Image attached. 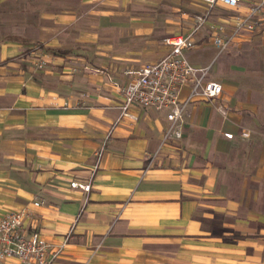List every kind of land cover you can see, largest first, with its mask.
<instances>
[{
    "label": "crops",
    "instance_id": "obj_1",
    "mask_svg": "<svg viewBox=\"0 0 264 264\" xmlns=\"http://www.w3.org/2000/svg\"><path fill=\"white\" fill-rule=\"evenodd\" d=\"M256 1L0 0V217L23 210L52 264H264V28L220 53L210 33ZM177 34L223 90L163 144L164 115H122L118 84Z\"/></svg>",
    "mask_w": 264,
    "mask_h": 264
},
{
    "label": "built area",
    "instance_id": "obj_2",
    "mask_svg": "<svg viewBox=\"0 0 264 264\" xmlns=\"http://www.w3.org/2000/svg\"><path fill=\"white\" fill-rule=\"evenodd\" d=\"M212 8L215 4H223L232 9H238L242 0H201ZM206 21L204 17L197 18L194 32ZM264 28V0H257L243 13L233 14L226 23L210 25L211 40L217 52L230 48L235 40L244 32H255ZM193 32V33H194ZM163 43L167 52L157 61L147 62L138 69L129 70L131 78L119 85L122 96L120 110L122 115L132 105L153 109L162 113L168 122L163 134V144L178 143L182 138L188 105L198 100L213 101L222 94V85L210 78L211 65L195 67L187 59L184 50L190 46L189 35L177 34L165 37ZM33 52L35 66L42 69V49L36 47ZM187 93L182 96L183 90ZM66 105V104H65ZM222 105L219 106V109ZM232 138L231 133H226ZM241 136H248L241 132ZM160 150L154 152L158 155ZM101 156L97 153V160ZM98 167V161L93 169ZM72 188L87 192L89 183L72 181ZM39 205L40 202H35ZM23 210L8 211L0 217V262L9 264H52L60 253L62 246L47 242L39 232L27 233L21 229Z\"/></svg>",
    "mask_w": 264,
    "mask_h": 264
},
{
    "label": "rangeland",
    "instance_id": "obj_3",
    "mask_svg": "<svg viewBox=\"0 0 264 264\" xmlns=\"http://www.w3.org/2000/svg\"><path fill=\"white\" fill-rule=\"evenodd\" d=\"M215 70L214 69H211L210 73L212 74V72H214ZM215 75L217 77V72L215 71ZM184 127V126H183Z\"/></svg>",
    "mask_w": 264,
    "mask_h": 264
}]
</instances>
